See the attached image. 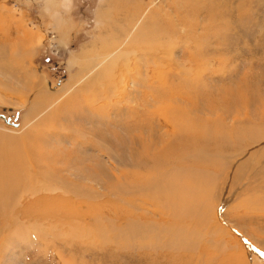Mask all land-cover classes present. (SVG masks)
Here are the masks:
<instances>
[{"label":"bare ground","instance_id":"1","mask_svg":"<svg viewBox=\"0 0 264 264\" xmlns=\"http://www.w3.org/2000/svg\"><path fill=\"white\" fill-rule=\"evenodd\" d=\"M149 6L154 14L142 21L133 41L147 39L143 29L152 28L162 7L148 0L132 11L139 18ZM20 30L12 29L18 32L12 44L0 41V75H18L22 87L0 76V89L16 87L22 105L30 103V125L0 130V235L11 217L13 228L33 218L34 223L57 218L75 226L83 217L95 222L85 227L93 229L94 238L110 241L113 254H133L128 257L134 256L135 264H169L167 255L185 256L184 264H252L248 255L258 251L254 245L264 249V70L255 69L259 62L246 61L237 76L238 68L224 69V60L216 79L220 84L190 86L188 92L176 91L174 81L188 70L154 62L147 78L133 79L139 89L136 106L121 104L117 110L127 114L112 127L106 111L87 105L99 103L107 88L118 102L134 93L127 73L106 89L98 84L115 52L106 54L112 60L100 75L82 70L64 87L68 95L51 93L32 73L19 74L24 65L18 51L29 49L34 37ZM167 97L176 98V104L165 102ZM131 117L136 119L132 125L127 123ZM87 139L100 144L112 166L79 145ZM35 206L46 210L33 216L29 211Z\"/></svg>","mask_w":264,"mask_h":264},{"label":"rangeland","instance_id":"2","mask_svg":"<svg viewBox=\"0 0 264 264\" xmlns=\"http://www.w3.org/2000/svg\"><path fill=\"white\" fill-rule=\"evenodd\" d=\"M146 2L148 0H73L74 8L70 16L61 14L67 21L66 26L57 30V25L49 21V10L43 0H0V12H3L0 13V41L12 44L9 40H16L15 36L18 34L17 31H12L15 26L22 28L20 33L30 32L34 36L31 45L28 44L30 48L23 52V47L22 49L20 47L21 51L20 49L18 51L24 65V70L20 68L19 74H23L24 71L30 72L34 79H42L48 92L57 91L66 95L69 94V90L64 87L73 75L77 76L82 70L92 69L96 70V74L93 72L95 75H100L102 69L112 60L110 56L107 60L106 54L115 52L112 57L116 60L100 75L98 84L106 89L114 80V83H121L123 74L127 73L131 84L129 89L134 93L120 103L116 97H112L113 89L107 88L99 94L105 95L104 97H97L99 103L90 101L87 105L92 110L106 111L113 119L112 127L116 120H122L127 114L126 110H117L121 104L136 106L133 97L135 91L139 89L135 90L133 79L147 78L146 70L154 62L160 61L165 64H162L164 68L166 64L178 63L181 68L188 70L189 73L183 72L178 76L180 80H174L178 92H188L191 87L203 86L204 83L211 81L214 85L220 84L216 79L221 77L219 69L224 63H220L224 60L227 61V67L224 69L238 68L237 76L244 71L246 61L252 58L260 65L255 69L259 73L264 70V0H152L153 5L162 8L160 12H155L152 28L146 26L143 29L147 39L137 38L133 41L136 32L139 34L141 30L142 21L153 13L151 9L154 6H149L147 12L145 10L139 18L133 15L132 11L138 12L136 7L139 3ZM125 7H129V10H124ZM132 17L135 18L132 20ZM127 48L129 52H126ZM198 71L200 72L196 73ZM174 72L177 73L176 68ZM197 74L202 77H196ZM0 76L5 80L6 78L11 80L17 88L22 87L18 75ZM162 77L168 80L165 73ZM185 79L189 81L188 84ZM213 83L212 86L209 85L211 88L214 87ZM94 84L95 82L91 87ZM161 84L164 87L163 80ZM10 89L3 87L0 89V130L22 131L30 125L26 119L30 103L22 105L21 93L16 87ZM94 94L91 97L95 96ZM106 98H109L108 104L104 101ZM149 98L153 99L150 95ZM174 100H176L174 97L165 98V102L176 104ZM160 104H163L162 101L157 103ZM98 106L101 109L97 108ZM2 114L6 117L4 118ZM135 120L133 117L128 118L127 123L132 125ZM13 122H17L18 125ZM102 126L105 130V126ZM79 145L84 146L83 149L92 152L108 166H112L109 155L103 154L98 148L100 144L95 140H83ZM43 210H46L45 207L35 206L30 208L29 212L34 216L41 214ZM80 212L85 211L82 209ZM11 219L0 235V249H3L0 251V264H135L134 256L128 257L133 254L125 251L113 254L114 252H110L112 251L110 241L104 242L94 238L93 229L87 228H90L89 223L94 227L92 223L95 222L89 218L82 217L75 226L64 222L60 224L57 218L49 221L50 223L40 220L34 223L33 218L24 226L20 225L21 228L17 225L13 228L14 224H10ZM63 226L65 231L61 232ZM69 227L73 228L72 232L67 231ZM74 230L80 232L76 233ZM3 234L8 235V238L5 239ZM88 234H91L90 237ZM254 246L258 251L252 252L251 256L248 255L250 263L264 264V249L256 244ZM167 257L169 264L186 263L182 260L186 258L183 255L173 259L170 255Z\"/></svg>","mask_w":264,"mask_h":264},{"label":"clouds","instance_id":"3","mask_svg":"<svg viewBox=\"0 0 264 264\" xmlns=\"http://www.w3.org/2000/svg\"><path fill=\"white\" fill-rule=\"evenodd\" d=\"M44 5L49 10V21L57 25V30L66 26L67 21L63 19L64 15H69L74 8L73 0H43Z\"/></svg>","mask_w":264,"mask_h":264},{"label":"water","instance_id":"4","mask_svg":"<svg viewBox=\"0 0 264 264\" xmlns=\"http://www.w3.org/2000/svg\"><path fill=\"white\" fill-rule=\"evenodd\" d=\"M2 116H3L4 118L6 117L4 114H2ZM6 120H7L8 122H10V120H9L8 118H6ZM13 124L18 125L17 122H13Z\"/></svg>","mask_w":264,"mask_h":264}]
</instances>
